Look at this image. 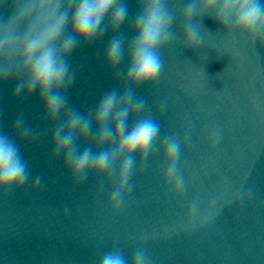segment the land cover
Returning <instances> with one entry per match:
<instances>
[{
  "label": "water",
  "instance_id": "obj_1",
  "mask_svg": "<svg viewBox=\"0 0 264 264\" xmlns=\"http://www.w3.org/2000/svg\"><path fill=\"white\" fill-rule=\"evenodd\" d=\"M125 3L129 18L115 35L130 36L129 21L139 11L138 0ZM184 3L178 0L177 17ZM9 11L7 5L0 7V16L6 18ZM201 24L210 32L205 31L204 44L193 51L173 42L163 51L158 82L137 91L152 107L162 133L183 136L185 128H192L179 161L188 184L180 200L163 190L162 157L157 153L133 176L123 211L111 216L104 208L106 193L96 197L94 177L73 188L62 158L50 161L54 125L44 122L38 94L14 100V82L0 83V132L13 135L14 121L22 115L40 133L38 141L20 147L31 172L29 183L0 198V264H95L113 246L129 257L136 247H146L154 264H264V47L257 48V58L243 41L218 34L220 26L210 17H203ZM173 27L181 33L178 23ZM112 35L77 46L69 57L76 76L67 99L78 111L87 113L105 92L119 87L115 73L104 65ZM162 100L167 107L161 115ZM213 127L222 138L210 150ZM249 171L246 183L254 190L246 204L225 206L214 223L198 231L182 230L188 202L215 195L225 180L232 190L239 188ZM36 176L42 181L33 189Z\"/></svg>",
  "mask_w": 264,
  "mask_h": 264
},
{
  "label": "clouds",
  "instance_id": "obj_2",
  "mask_svg": "<svg viewBox=\"0 0 264 264\" xmlns=\"http://www.w3.org/2000/svg\"><path fill=\"white\" fill-rule=\"evenodd\" d=\"M177 3L138 0L139 11L129 21V36L128 32L115 35L129 18L125 0H0V7L10 8L6 18L0 16V83L14 82V100L38 94L44 122L54 125L50 161L62 158L73 188L94 177L96 197L106 193L104 208L113 217L127 205L133 176L157 153L162 157L165 194L180 200L188 188L179 161L192 128H185L183 136L162 133L147 99L137 95L139 89L158 82L165 63L163 51L173 42L198 50L208 32L201 24L205 16L218 23V34L243 41L257 58V48L264 47V0H185L179 17ZM177 23L182 29L179 34L173 27ZM106 33L113 35L104 51V65L115 73L119 87L105 92L94 108L83 113L68 104L67 94L76 76L70 70L69 57L77 46L99 41ZM166 107L167 100H162L161 115ZM12 131L13 135L0 132V198L29 183L31 172L20 147L40 138L22 115L16 117ZM221 138L220 129L213 127L208 134L210 150ZM81 144L85 145L82 150ZM250 175V171L246 173L245 183L235 190L225 180L215 195L206 200L197 196L188 202L182 230L198 231L214 223L225 206L246 204L254 190L246 183ZM41 181L40 176L32 179V188ZM142 239L147 241L148 236ZM95 264H154V260L146 247H136L129 257L113 246L101 252Z\"/></svg>",
  "mask_w": 264,
  "mask_h": 264
}]
</instances>
